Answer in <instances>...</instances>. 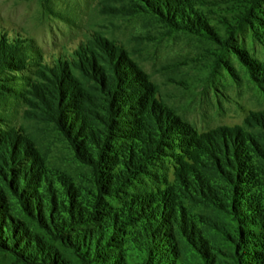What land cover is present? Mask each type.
<instances>
[{"label":"rangeland","instance_id":"obj_1","mask_svg":"<svg viewBox=\"0 0 264 264\" xmlns=\"http://www.w3.org/2000/svg\"><path fill=\"white\" fill-rule=\"evenodd\" d=\"M100 230L119 264H264V0H0V264Z\"/></svg>","mask_w":264,"mask_h":264},{"label":"trees","instance_id":"obj_2","mask_svg":"<svg viewBox=\"0 0 264 264\" xmlns=\"http://www.w3.org/2000/svg\"><path fill=\"white\" fill-rule=\"evenodd\" d=\"M233 143V142H232ZM221 154V152H220ZM227 159V157H226ZM229 163V162H228ZM227 163V164H228ZM226 164H225V168H226ZM227 175L228 172H225ZM114 225L115 226H119L118 222H116L114 220ZM114 226V227H115ZM107 229L110 227V224H106ZM114 229V228H113ZM120 230V229H117ZM107 230L105 231H98V232H92L91 234L88 236L87 239L85 240H81L80 242H75L73 245L75 246V250L77 251V254L79 256H81V262H83L84 264H91L92 260L97 258V259H102L104 258L103 264H119V259L116 257V254L114 251H109L108 255L104 256V254H102L98 247L100 246V239L103 238V234L106 233ZM62 235L64 237H71L69 234L67 233H62ZM120 237V236H119ZM252 240V239H250ZM247 238H245L244 240L241 241V243L244 244L245 246V250L243 254H240L239 257H236L237 260L240 264H259V258L258 256H254V254L256 253L255 250L252 249V244ZM35 241H36V245H35ZM148 241H151L150 238L148 239ZM217 240H213L214 246H216L217 244ZM240 243V244H241ZM254 243V242H252ZM35 245V246H33ZM248 246V248H247ZM251 248V254L250 252H246L247 250H249ZM21 250L24 251V253L27 255L28 259H32L35 262H41L42 257L41 256H45L47 257V259H51L53 258V260H55V262L57 264H80L79 262H73L70 259H68L67 257H65L64 255H59L55 254L53 252L52 247H43V245H40L37 242V239H32V242H26L21 248ZM55 249V248H54ZM107 249H109V247L107 246ZM158 250L157 251V255H154L152 258L149 259V261H145L144 264H172L171 263V259L169 258V253L165 250ZM211 250H215L216 252H219V249H217V247H211ZM191 246L188 244H185V250L183 252H191ZM239 253V249L237 250ZM250 251V250H249ZM205 252L208 255V261L209 264H229L226 259H224L223 257H221V255L218 254V256L215 258V260H213L211 257L214 255V253L212 251H209L208 249L205 250ZM48 253V254H47ZM249 253L250 255V259H247L248 255H245ZM258 254V253H257ZM259 255V254H258ZM230 258H235L234 255L233 257ZM103 260V259H102ZM94 261V260H93ZM188 260H183L184 264H190V263H186ZM236 261L233 264H236ZM101 262V261H100Z\"/></svg>","mask_w":264,"mask_h":264}]
</instances>
